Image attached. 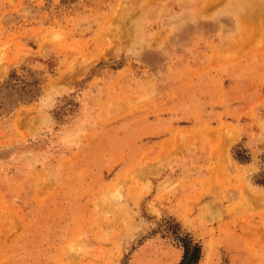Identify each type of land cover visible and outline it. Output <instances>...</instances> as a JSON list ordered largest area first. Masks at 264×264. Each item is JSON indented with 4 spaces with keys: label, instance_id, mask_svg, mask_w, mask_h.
Here are the masks:
<instances>
[{
    "label": "rangeland",
    "instance_id": "obj_1",
    "mask_svg": "<svg viewBox=\"0 0 264 264\" xmlns=\"http://www.w3.org/2000/svg\"><path fill=\"white\" fill-rule=\"evenodd\" d=\"M264 264V0H0V264Z\"/></svg>",
    "mask_w": 264,
    "mask_h": 264
},
{
    "label": "trees",
    "instance_id": "obj_2",
    "mask_svg": "<svg viewBox=\"0 0 264 264\" xmlns=\"http://www.w3.org/2000/svg\"><path fill=\"white\" fill-rule=\"evenodd\" d=\"M180 241L183 247V254L177 264H193L198 262L202 251L201 244L190 235L180 237Z\"/></svg>",
    "mask_w": 264,
    "mask_h": 264
}]
</instances>
